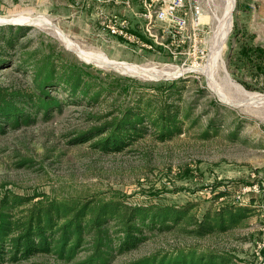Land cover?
<instances>
[{
	"label": "rangeland",
	"instance_id": "374dc122",
	"mask_svg": "<svg viewBox=\"0 0 264 264\" xmlns=\"http://www.w3.org/2000/svg\"><path fill=\"white\" fill-rule=\"evenodd\" d=\"M226 4L186 0L185 22L178 24L158 16V0H0L3 22L20 17L15 22L32 27L35 44L42 41L70 62L90 64L116 90L119 101L132 83L187 77L184 105L191 113L185 130L173 139L158 142L147 137L118 153L101 152L91 140L82 139L80 132L94 123L88 116L102 112L97 107L69 102L48 119L40 116L33 124L8 127L0 135V193H118L132 203L194 201L201 212L224 202L250 205L253 214L242 227L204 238L150 232L137 249L117 255L110 264L192 245L222 250L233 264H264V101H247L250 92L264 94V0H235L231 28L209 77L197 67L209 63ZM39 18L50 19L81 49L182 72L149 78L99 65L81 58ZM115 23L119 28L126 25V36L113 32ZM20 76L12 72L0 74V79L8 82ZM211 83L232 101L243 103L224 101ZM85 253L80 251L70 262L38 254L3 264H80Z\"/></svg>",
	"mask_w": 264,
	"mask_h": 264
},
{
	"label": "trees",
	"instance_id": "16d2710c",
	"mask_svg": "<svg viewBox=\"0 0 264 264\" xmlns=\"http://www.w3.org/2000/svg\"><path fill=\"white\" fill-rule=\"evenodd\" d=\"M32 27L0 25V135L10 128L48 119L69 103L102 112L88 116L94 123L80 132L82 139L104 153L130 150L147 137L166 142L185 130L191 113L185 104L188 78L159 84L132 83L118 100L90 64H75L30 37ZM138 30L133 29L137 33ZM139 35V34H138ZM104 110V111H103ZM250 205L231 202L181 205L132 203L118 193L94 192L51 196L0 193V264L51 254L70 262L80 251V264H110L120 254L137 249L154 231L204 238L242 227L253 214ZM124 264H233L228 253L195 245L155 251Z\"/></svg>",
	"mask_w": 264,
	"mask_h": 264
},
{
	"label": "bare ground",
	"instance_id": "6f19581e",
	"mask_svg": "<svg viewBox=\"0 0 264 264\" xmlns=\"http://www.w3.org/2000/svg\"><path fill=\"white\" fill-rule=\"evenodd\" d=\"M235 5V0H227V4L225 7V10L223 14L218 17V25H217V30L215 31V44L212 46L211 53H210V60L209 63L206 64L203 67H197L198 70H201L210 77L211 76V68L213 63L216 61L219 52L223 46L224 40L226 39L228 32L231 28V23H232V13ZM20 18V17H19ZM19 18H11V22H15L16 20H19ZM5 18H0V22H3ZM41 23L46 24L47 26H50L54 29L56 34L63 40V42L71 49H74L77 51V54L86 60L90 61H95L99 65H105V66H112L114 68H121L125 70H130L137 72L139 74L145 75L149 78H157L162 75H174V74H179L182 71H175L171 72L169 70H164V69H152V68H147L135 63H130L127 61H118L114 59H110L107 57L104 53H93L84 49H81L77 46V43L72 40L68 35L65 33H62L55 25L54 23L47 18H39ZM32 23V22H31ZM217 62V61H216ZM170 69V68H169ZM175 70V69H174ZM214 71V70H213ZM214 74V73H213ZM214 76V75H212ZM214 79V77H213ZM215 81V80H214ZM212 82V80H211ZM218 82V81H217ZM212 84V83H211ZM214 89V91L224 100L227 102H234L231 99L228 98V96L224 93V91L216 85V83H213L211 85ZM250 102H259V101H264V94L258 93V92H250L248 93V100ZM238 104H241L243 102L238 101L234 102Z\"/></svg>",
	"mask_w": 264,
	"mask_h": 264
},
{
	"label": "built area",
	"instance_id": "2783aa9c",
	"mask_svg": "<svg viewBox=\"0 0 264 264\" xmlns=\"http://www.w3.org/2000/svg\"><path fill=\"white\" fill-rule=\"evenodd\" d=\"M158 1L160 3V6L156 12L160 18L178 24L185 22V17L182 15V11L185 9L186 0H158ZM195 8L196 11L198 12L199 7L195 5ZM116 26H117L116 23L112 26L113 32L117 34H123L124 36H126V34L123 33L126 25L124 23H121L122 27L119 28Z\"/></svg>",
	"mask_w": 264,
	"mask_h": 264
},
{
	"label": "water",
	"instance_id": "95a60500",
	"mask_svg": "<svg viewBox=\"0 0 264 264\" xmlns=\"http://www.w3.org/2000/svg\"><path fill=\"white\" fill-rule=\"evenodd\" d=\"M8 22L6 21V22H0V25L1 24H7ZM10 23V22H9ZM12 24H22V23H19V22H11ZM62 33H64L63 32V30H61V28H59L56 24H54Z\"/></svg>",
	"mask_w": 264,
	"mask_h": 264
}]
</instances>
